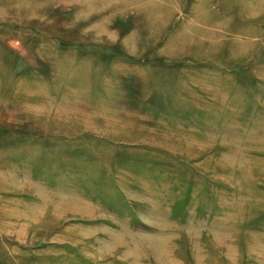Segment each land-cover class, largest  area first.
<instances>
[{
	"label": "rangeland",
	"instance_id": "rangeland-1",
	"mask_svg": "<svg viewBox=\"0 0 264 264\" xmlns=\"http://www.w3.org/2000/svg\"><path fill=\"white\" fill-rule=\"evenodd\" d=\"M0 264H264V0H0Z\"/></svg>",
	"mask_w": 264,
	"mask_h": 264
},
{
	"label": "bare ground",
	"instance_id": "bare-ground-1",
	"mask_svg": "<svg viewBox=\"0 0 264 264\" xmlns=\"http://www.w3.org/2000/svg\"><path fill=\"white\" fill-rule=\"evenodd\" d=\"M157 249H158V248H157ZM159 249H160V248H159ZM159 249H158V250H159Z\"/></svg>",
	"mask_w": 264,
	"mask_h": 264
}]
</instances>
